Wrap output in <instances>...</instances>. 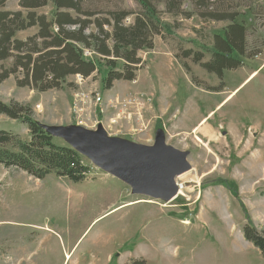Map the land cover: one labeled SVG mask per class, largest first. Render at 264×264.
<instances>
[{"label": "rangeland", "instance_id": "1", "mask_svg": "<svg viewBox=\"0 0 264 264\" xmlns=\"http://www.w3.org/2000/svg\"><path fill=\"white\" fill-rule=\"evenodd\" d=\"M256 1L236 3L257 8ZM18 2L9 0L5 8L19 10ZM87 5L100 19L109 11L136 14L143 9L137 0H91ZM183 8L191 6L186 2ZM55 10L50 2L38 12L52 18ZM160 10L171 33L156 36L154 49L139 51L145 63L134 81L116 80L107 89L106 62L91 52L99 71L86 78L71 75L62 88L19 87L15 76L0 83V100L30 105L54 142L76 149L90 168L86 179L74 182L55 173L39 179L0 165V264H98L110 253L112 264L136 259L264 264L261 252L241 239L249 219L264 231V47L252 58L234 50L241 66L224 69L220 76L182 55L192 49L210 61L213 41L225 34L229 22L172 14L162 4ZM134 14L125 24L133 23ZM0 130L30 140L27 126L4 114ZM97 138L184 152L189 167L177 178L181 194L170 200L137 193L93 157ZM134 199L149 203H128Z\"/></svg>", "mask_w": 264, "mask_h": 264}, {"label": "trees", "instance_id": "2", "mask_svg": "<svg viewBox=\"0 0 264 264\" xmlns=\"http://www.w3.org/2000/svg\"><path fill=\"white\" fill-rule=\"evenodd\" d=\"M8 1L0 0V83L15 76L17 86L42 92L62 88L71 75L86 78L98 72L97 61L86 57V49L105 60L108 72L103 83L107 89L116 80H136V72L145 63L139 51L154 49L156 36L171 33L161 18V4L165 12L172 14L190 17L196 13L203 19L229 22L223 30L225 34L217 35L213 41L215 53L210 61H204L205 55L192 49L182 55L220 76L224 69L241 66L242 61L232 56L234 50L252 58L264 47V34L257 33L261 30L258 21L264 16L263 0L262 5L261 0L256 1L257 8H241L236 0H137L143 7L139 13L109 11L104 19L97 18V12L87 5L91 0H19V10L6 9ZM50 2L56 9L52 18L38 12ZM186 2L191 6L189 10L183 8ZM132 14L133 23L125 24ZM249 18L253 21L250 26ZM33 28H37L35 33L17 37L18 32ZM0 114L21 121L30 134V140L24 141L16 133L0 130V165L39 179L50 173L74 182L86 179L90 168L80 153L56 144L52 133L35 120L30 105L0 100ZM234 194L238 195L236 191ZM243 234L264 258V231L256 229L249 219ZM129 264L147 261L136 259Z\"/></svg>", "mask_w": 264, "mask_h": 264}, {"label": "water", "instance_id": "3", "mask_svg": "<svg viewBox=\"0 0 264 264\" xmlns=\"http://www.w3.org/2000/svg\"><path fill=\"white\" fill-rule=\"evenodd\" d=\"M92 142L98 145L94 150L91 147L93 157L112 169L116 176L133 184L137 193H163L171 187L175 177L189 167L185 157L170 148L165 151L160 147L154 150L126 147L103 138Z\"/></svg>", "mask_w": 264, "mask_h": 264}, {"label": "bare ground", "instance_id": "4", "mask_svg": "<svg viewBox=\"0 0 264 264\" xmlns=\"http://www.w3.org/2000/svg\"><path fill=\"white\" fill-rule=\"evenodd\" d=\"M170 149L174 150L176 152V154H178L179 156H182L184 154V152H181V151L179 152V150H177L175 148H170ZM180 174H178V175L181 176ZM178 175L176 176V180L175 179L173 180L171 187L163 193L153 194L150 191H141L140 193L147 194V195L152 196L153 198H156V199H162V198H169L170 200L176 199L181 194V191H180L181 185H179L177 182V178L179 177ZM115 177L120 178L116 175H115ZM184 186L185 185L183 184L182 187H184Z\"/></svg>", "mask_w": 264, "mask_h": 264}, {"label": "crops", "instance_id": "5", "mask_svg": "<svg viewBox=\"0 0 264 264\" xmlns=\"http://www.w3.org/2000/svg\"><path fill=\"white\" fill-rule=\"evenodd\" d=\"M33 29H35V28H33ZM179 176V175H178ZM231 192V191H230ZM231 195H232V197H234V195H233V193L231 192ZM227 198V197H226ZM229 198V197H228ZM149 203V202H146V201H144V200H142V199H134V200H131V201H129L128 203ZM183 221H185V222H188V220L186 221V220H183ZM242 227H243V225H242ZM242 233H243V228H242ZM245 237L244 236H242V238L241 239H244ZM121 256V255H120ZM120 256H119V258H120ZM113 257H115V256H113V254H108V256H107V258H105L104 259V261H102V262H100V263H98V264H112L113 263V261H114V258ZM134 257V256H133Z\"/></svg>", "mask_w": 264, "mask_h": 264}, {"label": "built area", "instance_id": "6", "mask_svg": "<svg viewBox=\"0 0 264 264\" xmlns=\"http://www.w3.org/2000/svg\"><path fill=\"white\" fill-rule=\"evenodd\" d=\"M85 55L87 57H91L92 56L91 51L86 49ZM95 98H99V103H100V101H102V97H101V95H99V93L96 94ZM77 108H78V105L75 103V107L73 106V109H75L76 112H77Z\"/></svg>", "mask_w": 264, "mask_h": 264}]
</instances>
